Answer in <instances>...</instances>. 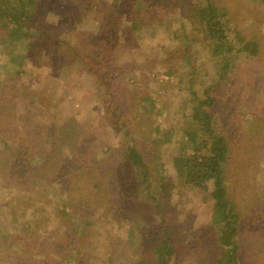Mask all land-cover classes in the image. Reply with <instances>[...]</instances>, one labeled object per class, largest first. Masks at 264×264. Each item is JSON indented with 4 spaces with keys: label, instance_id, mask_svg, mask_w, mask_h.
I'll use <instances>...</instances> for the list:
<instances>
[{
    "label": "rangeland",
    "instance_id": "1",
    "mask_svg": "<svg viewBox=\"0 0 264 264\" xmlns=\"http://www.w3.org/2000/svg\"><path fill=\"white\" fill-rule=\"evenodd\" d=\"M38 2L31 30L43 38L20 44L22 61L0 54V264H155L165 238L171 264H216L212 185L192 188L173 166L192 150L206 93L231 142L235 264H264V2L213 0L230 22L228 46L237 34L257 39L256 57L213 54L190 19L203 0ZM129 147L146 179L113 153Z\"/></svg>",
    "mask_w": 264,
    "mask_h": 264
},
{
    "label": "trees",
    "instance_id": "2",
    "mask_svg": "<svg viewBox=\"0 0 264 264\" xmlns=\"http://www.w3.org/2000/svg\"><path fill=\"white\" fill-rule=\"evenodd\" d=\"M38 1L0 0V31L3 32V39L0 40V54H5L11 63H15L17 59L24 60V57H19L16 53L22 42L43 38L40 31L31 30ZM261 1L264 2V0ZM195 10L190 18L191 24H197L202 33L215 41L214 55L224 56L226 53L230 54L234 49L237 50V53L247 54L251 57H256L259 54L260 45L257 39L246 41L240 34L234 36L237 44L228 46L232 33L230 22L213 0H203ZM213 105L214 99L210 98L208 93H206L205 99L197 102L192 117L199 124V129L187 133L192 150L188 154L175 156L173 166L178 178L192 188L206 189L207 185L211 183L213 188L211 198L214 202L211 223L219 228L217 242L220 248V259L216 264H235L240 250V214L236 205L228 198L225 184V165L228 164L232 154L229 145L231 142L230 137L228 139L212 125L210 113L206 109ZM154 132L160 134L161 131L156 127ZM169 136L170 134H166L163 140L160 138L154 140V146L159 143H167ZM113 153L121 154L122 158L124 157L136 169H139L146 179L148 167L136 147H129L127 151L121 153L119 150H115ZM104 161L96 160L92 167L98 169L96 166ZM152 251L155 264L172 263L175 253L170 240L166 238L158 240Z\"/></svg>",
    "mask_w": 264,
    "mask_h": 264
}]
</instances>
